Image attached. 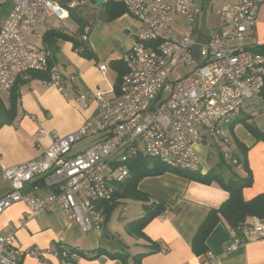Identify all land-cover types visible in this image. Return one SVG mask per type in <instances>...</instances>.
<instances>
[{
    "label": "built area",
    "instance_id": "1",
    "mask_svg": "<svg viewBox=\"0 0 264 264\" xmlns=\"http://www.w3.org/2000/svg\"><path fill=\"white\" fill-rule=\"evenodd\" d=\"M12 6L0 24V92L32 71H44L43 81L60 92L75 77H65L53 62L49 48L32 40L39 38L37 27L56 14L55 0H0ZM126 12L140 23L130 49L122 56L125 72L117 92L77 91L82 108L95 104L94 111L74 131L60 135L43 127L39 137L49 143L35 158L2 169L8 182L0 198V214L12 204L22 202L27 211L22 220L39 217L59 208L82 231L103 223V203L110 201L117 184L129 176L128 162L136 157L154 158L176 169L197 171L195 145L222 150L230 138L226 125L239 115L245 100L260 95L264 88V46L256 40L246 45L247 31L256 24L262 0H236L218 11L221 29L198 40L197 16L201 0H119ZM175 15L184 17L181 34L175 33ZM177 68L187 69L171 78ZM105 73L107 67L100 65ZM264 135V125L258 127ZM93 137L84 150L70 151L82 139ZM229 157L228 151H223ZM231 164H237L232 157ZM41 178V185L35 179ZM30 187V191L27 187ZM50 189L45 197L37 193ZM149 205L160 202L151 197ZM16 227L0 235V264H23L24 256L43 259L51 252L56 264H81L83 255L63 244L51 249L18 248L13 242ZM264 238V221L252 218L233 232L226 245L232 250L242 242ZM164 250V249H163ZM209 256L197 264H209Z\"/></svg>",
    "mask_w": 264,
    "mask_h": 264
},
{
    "label": "crops",
    "instance_id": "2",
    "mask_svg": "<svg viewBox=\"0 0 264 264\" xmlns=\"http://www.w3.org/2000/svg\"><path fill=\"white\" fill-rule=\"evenodd\" d=\"M235 1L201 0L200 11L205 7L207 17L210 15L211 21L209 19L207 21L209 32L199 29L200 12L198 13L196 24L198 40L221 29L222 23L217 11L223 5ZM259 10L256 24L247 31L246 39L243 41L246 45L256 40L264 43V18L262 14L259 15ZM51 17L38 25L39 38H32L34 42L47 48L49 47L44 42L46 32L55 30L68 36L76 32H66L62 25L54 28L53 24L47 22ZM185 25L184 17L174 16L175 33L181 34ZM139 30L140 23L126 12L109 22H97L89 30L85 28L83 34L76 38L78 45L70 40L52 38L50 44L53 48L52 50L49 48L53 54L52 60L60 67L65 77L74 75V83L72 85L66 83L60 92L55 87L44 84L43 81L46 79L44 71H32L28 77L17 82L14 90L16 97L13 100L10 97L12 93L10 90L0 92V198L8 189V182L2 176V169L38 157L48 145V138L39 137L37 133L39 127L65 135L76 130L94 111V103L87 108L79 105L75 99L77 91L102 92L105 97L113 95L112 89L117 92L115 86H118L120 79L117 78L119 64L115 60L122 59L135 41ZM255 50L264 52V46ZM100 65L107 67L104 74L99 70ZM114 79L115 83L112 84ZM244 121L253 124L257 129L264 125L262 94L248 97L235 123L225 126L224 132L230 138L228 146L220 150L201 143L195 145L199 160V169L196 172L200 175H206L210 171L216 172L222 176L224 182L233 179L229 174L224 175L222 171L217 170L216 166L219 163L214 156L238 167V177L245 176L248 170L252 182L243 188L242 195L245 200H249L264 192V139H259L249 132ZM85 139L88 140L86 145L75 152L71 149V155L81 152L93 141V137ZM223 151H228L229 157L225 158ZM232 157L237 159V164L229 162ZM213 158L216 161L214 166V163H211ZM35 182L41 185V178L35 179ZM27 188L30 191V187ZM137 188L144 194L146 200L127 198L122 199L120 203L124 200L137 201L141 203L143 209L133 210L129 218L125 219L123 208L122 214L118 215L122 220L120 222H110L111 215L106 218L103 212L101 226L85 232L56 207L39 217L22 220L27 207L24 203L17 202L0 214V235L7 234L10 224H13L16 227L13 235L16 247L51 249L53 245L63 244L83 255L81 264H125L121 259L109 256L117 252L128 255V264H197L209 254L213 257L209 264H264V238L242 242L232 250L226 249L235 229H232L222 216L206 237V251L200 255L193 252L191 241L199 226L211 209L219 208L229 197V192L216 180H193L167 171L143 177L139 180ZM50 191L41 187L37 195L45 197ZM151 197L160 202L162 213L151 218L143 226L142 236L129 232L128 222L144 215L145 206H149L148 199ZM254 217H247L245 221H250ZM152 243L158 246V250L150 252ZM136 254L142 255L138 257V261L133 259ZM21 262L56 264L57 259L51 252H47L43 259L26 255Z\"/></svg>",
    "mask_w": 264,
    "mask_h": 264
},
{
    "label": "trees",
    "instance_id": "3",
    "mask_svg": "<svg viewBox=\"0 0 264 264\" xmlns=\"http://www.w3.org/2000/svg\"><path fill=\"white\" fill-rule=\"evenodd\" d=\"M59 5L67 8L71 18L77 23L78 28L74 35L68 36L61 32L52 30L45 33L44 42L52 50L53 45L50 44L52 38H62L72 41L78 45L76 40L77 36L83 34L85 28L91 29L97 22H109L122 14L126 13V8L121 2L112 0H106L101 6L93 7V0H55ZM73 44V46H74ZM119 64L118 80L125 72V67L122 59L115 60ZM41 72V71H38ZM44 73V72H42ZM47 75L44 73V79ZM120 81V80H119ZM18 82V81H17ZM10 89L12 92L10 97L13 100L16 97L14 92L16 84ZM115 88H118L116 85ZM262 96L264 98V88L262 90ZM235 123V120L232 122ZM245 127L255 135L257 138L264 139V135L258 131V129L251 123L244 121ZM129 176L125 181L121 182L117 186V190L114 191L110 201L103 203V212L106 218L111 215V212L117 207L122 199H139L146 200V197L137 188L140 179L146 176L159 175L164 172L170 171L181 176L187 177L193 180L199 181H211L216 180L221 186H223L228 192L229 197L225 202L217 209H211L203 223L199 226L192 241L191 248L196 255H200L206 251L205 240L208 234L211 232L215 224L220 220V216L228 223L232 229L242 224L247 217L255 216L264 219V192H261L249 200H245L242 195L244 187L248 186L252 182L251 174L246 171V175L241 177L237 176L233 179H229L224 182L220 174L210 171L206 175H200L196 171H187L169 167L157 159L149 158L145 156H139L128 163ZM163 208L159 206H145V213L142 217L128 222L127 230L131 233H135L138 236H142L141 229L143 226L153 217L160 215ZM158 250V246L154 243L150 245V252ZM111 258H119L125 264L127 263L128 255H124L121 252L116 254H110ZM142 255L133 256L134 261H138V257Z\"/></svg>",
    "mask_w": 264,
    "mask_h": 264
},
{
    "label": "rangeland",
    "instance_id": "4",
    "mask_svg": "<svg viewBox=\"0 0 264 264\" xmlns=\"http://www.w3.org/2000/svg\"><path fill=\"white\" fill-rule=\"evenodd\" d=\"M12 6V2L8 1L2 5H0V24H2L6 13L10 10ZM263 15L264 18V2H261L260 5V10H259V15ZM211 21V16L208 15L205 12V7L202 9V11H200L199 13V17H198V28L201 30H205L207 32H209V22L207 25V21ZM47 22H50L51 24H53L54 28H58L60 25L63 26V29L66 32H73L76 31L78 28L77 23L71 18V16L68 13L67 8L58 5L56 14H54L51 18H49L47 20ZM187 69L185 68H177L174 72V74L171 76V78H175L177 76V74L179 75H183L186 72ZM115 83V79L113 81L112 84ZM3 93V92H2ZM251 122H253V120H250ZM88 142L87 139H82L81 141L77 142L76 144L73 145L72 147V152L77 151L79 148H82L86 145V143ZM218 161V165L216 166L217 170L222 171V173L225 174H229V177L234 178L238 175V167H236L235 165H229L226 162L219 160V158L217 156H214ZM210 161V158H209ZM215 159L213 158L211 160V163H214L213 166L215 165ZM210 163V162H208ZM235 173V175H234ZM228 181V179H227ZM126 202V203H125ZM123 208H125V212H124V218L128 219L130 214L133 212V210H139V209H143L142 205L140 202H135V201H122V203H119L117 205V207H115V209L111 212V219L110 222L113 221H122L121 219L118 218V215L123 211ZM123 219V220H125ZM109 222V223H110ZM124 222H122L121 225H123Z\"/></svg>",
    "mask_w": 264,
    "mask_h": 264
},
{
    "label": "water",
    "instance_id": "5",
    "mask_svg": "<svg viewBox=\"0 0 264 264\" xmlns=\"http://www.w3.org/2000/svg\"><path fill=\"white\" fill-rule=\"evenodd\" d=\"M105 0H93V7H99L104 3Z\"/></svg>",
    "mask_w": 264,
    "mask_h": 264
}]
</instances>
